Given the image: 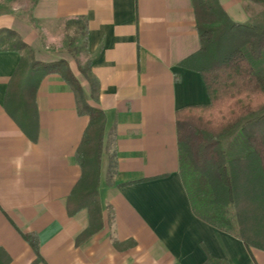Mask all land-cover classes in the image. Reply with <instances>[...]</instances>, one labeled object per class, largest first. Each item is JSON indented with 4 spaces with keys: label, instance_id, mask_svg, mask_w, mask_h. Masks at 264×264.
I'll list each match as a JSON object with an SVG mask.
<instances>
[{
    "label": "crops",
    "instance_id": "0c3cea01",
    "mask_svg": "<svg viewBox=\"0 0 264 264\" xmlns=\"http://www.w3.org/2000/svg\"><path fill=\"white\" fill-rule=\"evenodd\" d=\"M220 2L238 22L262 9ZM73 27L84 38L94 95L60 39ZM3 29L18 32L36 60L66 61L88 103L104 112L105 129L103 224L83 238L90 214L71 215L68 198L82 175L77 150L90 117L64 78L49 74L31 141L5 107L21 53L0 51V264H203L205 247L229 264H264L263 250L195 214L180 177L177 112L211 102L201 74L180 65L201 47L193 0H0ZM26 234L37 237L40 261Z\"/></svg>",
    "mask_w": 264,
    "mask_h": 264
},
{
    "label": "trees",
    "instance_id": "16d2710c",
    "mask_svg": "<svg viewBox=\"0 0 264 264\" xmlns=\"http://www.w3.org/2000/svg\"><path fill=\"white\" fill-rule=\"evenodd\" d=\"M262 10L246 22L235 21L220 0H193L200 49L180 62L199 72L210 104L188 106L177 112L181 160L180 177L193 211L207 223L240 238L245 246L264 251V0H250ZM21 53L7 89L5 107L31 141L39 136L35 104L44 78L60 74L77 97L79 111L89 124L77 150L82 175L68 198L71 215L90 214L83 238L102 227L99 183L104 147L105 114L86 100L83 86L64 61L34 58L23 37L12 29L0 30V51ZM81 72L98 86L90 67ZM262 125L257 131L250 127ZM36 261L41 260L37 237L26 234ZM203 264H229L205 247Z\"/></svg>",
    "mask_w": 264,
    "mask_h": 264
},
{
    "label": "rangeland",
    "instance_id": "374dc122",
    "mask_svg": "<svg viewBox=\"0 0 264 264\" xmlns=\"http://www.w3.org/2000/svg\"><path fill=\"white\" fill-rule=\"evenodd\" d=\"M60 37H61L60 39H63V41L66 40L70 43L69 44L70 49H71L70 55L75 59V62L77 63V65L86 67L87 56H86V52H85L84 38H82V35L80 33H77L73 27L72 30L69 29V30H67V32H65V33L63 32V34H61ZM74 65L76 66V64H74ZM258 127H260L261 129L263 128L262 125H260V126L256 125L254 127H250L249 129L257 131ZM101 166H102V158H101ZM100 173H101V171H100Z\"/></svg>",
    "mask_w": 264,
    "mask_h": 264
}]
</instances>
